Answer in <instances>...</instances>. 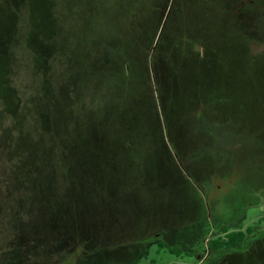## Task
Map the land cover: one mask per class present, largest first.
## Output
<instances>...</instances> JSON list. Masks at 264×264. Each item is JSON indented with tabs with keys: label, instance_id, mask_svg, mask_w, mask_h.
<instances>
[{
	"label": "rangeland",
	"instance_id": "rangeland-1",
	"mask_svg": "<svg viewBox=\"0 0 264 264\" xmlns=\"http://www.w3.org/2000/svg\"><path fill=\"white\" fill-rule=\"evenodd\" d=\"M250 1L0 0V264H264Z\"/></svg>",
	"mask_w": 264,
	"mask_h": 264
},
{
	"label": "trees",
	"instance_id": "trees-1",
	"mask_svg": "<svg viewBox=\"0 0 264 264\" xmlns=\"http://www.w3.org/2000/svg\"><path fill=\"white\" fill-rule=\"evenodd\" d=\"M171 14L172 13L170 12L169 15H171ZM167 22H168V20H167ZM162 32H163V29H162ZM162 32L156 34L154 37V44L153 45H155L157 49L159 47L161 40L165 37L164 32L163 33ZM246 33H248V32L246 31ZM247 38H248V41H250V38L249 37H247ZM164 40H165V38L163 39V41ZM170 40H171L170 43H172L173 39H170ZM216 219L213 222L215 224L219 223V222L221 223L224 220V218H222L221 216H219V217L217 216ZM220 227H221V229H218ZM215 228L218 229V231H216L212 235H210V237L207 239V243L205 245L202 244V247L206 246L210 250H217V251L222 250V249L236 248L244 242L246 236L249 233L254 231L251 226L247 227L245 230H243V229L228 230L229 228L225 224V222L221 223L220 226L215 225ZM219 232H221V233L219 234ZM216 233H218V234L215 235ZM160 246H162L161 243H160ZM170 250L172 252H175L178 254L181 252L179 249H176V248H171ZM203 250H204V248H203Z\"/></svg>",
	"mask_w": 264,
	"mask_h": 264
},
{
	"label": "flooded vegetation",
	"instance_id": "flooded-vegetation-1",
	"mask_svg": "<svg viewBox=\"0 0 264 264\" xmlns=\"http://www.w3.org/2000/svg\"><path fill=\"white\" fill-rule=\"evenodd\" d=\"M245 1H247V2H251L250 0H245ZM239 3V5L240 6H238V9H235V13L237 12V14H239V15H241V17H242V14H244L245 12L242 10L243 9V7H244V4H245V2L244 1H240V2H238ZM240 10H241V12H240ZM246 11V10H245ZM262 12H264L263 10H261ZM202 57H204V56H202ZM214 233V232H213ZM212 235V234H211ZM210 236H208L207 238H206V240L209 238ZM246 239V238H245ZM201 244H204L205 245V243H201ZM205 246H203L202 248H204ZM203 251L204 250H201L200 252H198L197 254H198V258H197V260H196V262L194 263V264H199L200 263V261L201 260H199V257H202L201 255L203 254ZM204 255H205V253H204Z\"/></svg>",
	"mask_w": 264,
	"mask_h": 264
}]
</instances>
